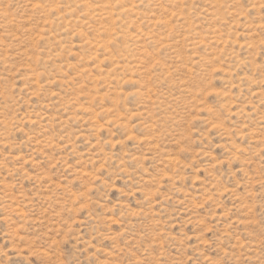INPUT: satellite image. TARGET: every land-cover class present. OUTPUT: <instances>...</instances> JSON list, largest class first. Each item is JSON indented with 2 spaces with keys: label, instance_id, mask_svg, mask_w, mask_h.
I'll list each match as a JSON object with an SVG mask.
<instances>
[{
  "label": "rangeland",
  "instance_id": "obj_1",
  "mask_svg": "<svg viewBox=\"0 0 264 264\" xmlns=\"http://www.w3.org/2000/svg\"><path fill=\"white\" fill-rule=\"evenodd\" d=\"M0 264H264V0H0Z\"/></svg>",
  "mask_w": 264,
  "mask_h": 264
},
{
  "label": "bare ground",
  "instance_id": "obj_2",
  "mask_svg": "<svg viewBox=\"0 0 264 264\" xmlns=\"http://www.w3.org/2000/svg\"><path fill=\"white\" fill-rule=\"evenodd\" d=\"M133 80V79H132Z\"/></svg>",
  "mask_w": 264,
  "mask_h": 264
}]
</instances>
